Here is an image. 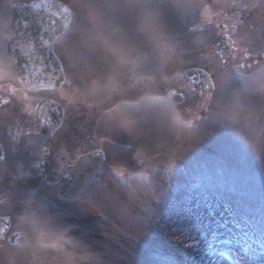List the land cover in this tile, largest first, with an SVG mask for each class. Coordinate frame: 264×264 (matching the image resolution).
<instances>
[{
    "label": "rangeland",
    "instance_id": "obj_1",
    "mask_svg": "<svg viewBox=\"0 0 264 264\" xmlns=\"http://www.w3.org/2000/svg\"><path fill=\"white\" fill-rule=\"evenodd\" d=\"M29 1L0 0V69L5 70L9 63L3 52L4 40L10 35L9 9L14 3ZM67 2L70 7L75 4V0ZM84 2L99 7L105 0ZM147 2L158 12L179 62L182 53L175 42L186 44L190 40V30L199 22L197 10L189 0ZM114 3L123 5L127 0ZM242 3L249 7L259 4L255 18L258 24L264 23L260 14L264 0ZM241 10L238 6L235 15ZM144 11L120 7L108 15H90L88 9L78 8L80 21L73 31L82 29L91 36L102 29L98 33L101 38L114 43L104 29L108 21L129 30ZM215 15L210 13L214 23ZM228 16L224 12V17ZM193 39L199 45V33ZM69 45L71 54L64 53L63 40L57 50L65 54L70 80L84 82L83 75H75L81 69L78 51L71 41ZM204 65L213 68L214 78L228 71L208 52L205 60L189 66L180 64L177 73L164 79L187 87L190 82L182 73L188 67ZM252 74L258 81L260 68L254 66L244 79L233 76L229 85L222 86L216 109L203 122L196 121L194 114L173 113L164 96L153 104L143 101L121 108V113L129 115L146 106L164 110L165 118L147 129L140 121L131 129L125 128L112 114L102 120V134L116 145L103 146L113 169L100 172V182L74 203L58 197L59 201L55 188L51 189L61 205V219L48 223L39 237L38 232L28 233L30 242L37 240L42 245L29 244L21 251L0 248V264H264V96L245 94L239 108L231 103L235 90L248 84ZM90 82L94 84H82L84 89L90 87L87 93L79 91L86 93L87 99H91L89 91L97 96L113 85ZM77 104L82 103L71 108Z\"/></svg>",
    "mask_w": 264,
    "mask_h": 264
},
{
    "label": "snow or ice",
    "instance_id": "obj_2",
    "mask_svg": "<svg viewBox=\"0 0 264 264\" xmlns=\"http://www.w3.org/2000/svg\"><path fill=\"white\" fill-rule=\"evenodd\" d=\"M55 3L57 11L61 13L63 32L55 29L54 24H50L49 27L57 34L51 40L40 37L43 47L51 52L50 59L43 61L42 77L37 76L36 66L40 65L39 62L30 64L27 61L18 63L20 71L15 76H9L6 72L0 74L2 75L0 87L4 88L9 97L0 99V104L5 107L11 104L17 95L21 100L26 99L25 92L28 91L24 87L4 85L5 79L14 80L21 86L31 85L28 95L53 92L68 83L83 87L77 79L71 81L66 79L65 54H71L72 51L69 41L75 45L81 59V69L75 74L76 76L83 75L85 84L98 80L115 85L110 102L105 107L113 117L118 116L125 128L131 129L136 121H140L147 129L154 122L164 119L166 113L159 106H146L130 115L120 112L122 106L140 105L149 97L160 96L169 99L173 113H181L185 116L194 114L196 121L203 122L216 109L222 86L229 85L233 76L244 79L245 73H250L254 66L261 70L259 80L256 81L255 74H252L248 84L235 90L231 103L234 108H239L244 103L245 94L264 96V23L258 24L255 18V14L260 9L259 4L249 7L247 3H242V0H189L190 5L197 10L199 22L190 30L191 38L186 44L176 40L175 44L182 53L178 62L173 55L175 46L168 42L159 14L147 0H127L123 5L114 3V0H105V3L99 7L85 3L84 0H75L72 7L67 0H59ZM238 6L242 10L235 15ZM120 7L139 8L145 11L137 17L129 30H124L108 21L104 29L109 31L114 43L101 38L98 33L102 29L91 36L82 29L73 31L80 21L78 8L88 9L90 15L97 12L108 15ZM215 9H223V12L214 11ZM224 12L229 14L227 18L224 17ZM210 13H216L215 23ZM260 14L264 17V12ZM201 16L203 23L200 22ZM66 17H71V20H66ZM197 33L201 38L199 45L193 39ZM62 39L65 54L57 50V41ZM208 52L216 57L218 66L228 68V71L221 72L214 78L213 68L208 65L188 67V70L182 73L190 82L187 87L170 84L164 79L165 76L177 73L180 64L189 66L205 60ZM192 72L203 76V80L199 81V92L196 90V81ZM145 84L149 87H145ZM201 98L206 103L202 102ZM22 106L27 115L30 109H27L26 104ZM191 123L190 121L189 127ZM144 143L148 142L145 140ZM0 222H4L5 225L0 229V243H7L9 249H17L22 237L18 233H12L9 227L10 219L7 216H0Z\"/></svg>",
    "mask_w": 264,
    "mask_h": 264
},
{
    "label": "flooded vegetation",
    "instance_id": "obj_3",
    "mask_svg": "<svg viewBox=\"0 0 264 264\" xmlns=\"http://www.w3.org/2000/svg\"><path fill=\"white\" fill-rule=\"evenodd\" d=\"M11 63L9 61L5 70L0 69V74L6 72L14 76L10 71ZM66 79L70 80L68 73ZM3 83L28 90L26 99L21 100L17 95L7 107L0 104V216H7L12 233L22 237L18 248L14 249L21 251L29 244H44L37 240L30 242L29 232H38L39 237L48 223L61 219V205L51 189L55 188L58 199L59 181L66 168L95 149L103 151L105 163L110 164L103 146L116 145L113 141L111 145V140L102 134L101 121L111 115L105 106L110 102L115 85L108 86L97 96L89 91L91 99H87L84 95L90 87L84 89L83 85L80 89L75 83L32 95H28L31 85L21 86L8 79ZM85 90V94L79 93ZM8 98L0 87V99ZM74 103L82 104L71 108ZM24 104L30 109L27 115ZM45 120L48 122H43ZM47 212L54 215L47 217ZM4 226V222H0V229ZM0 248L9 249L7 243H0Z\"/></svg>",
    "mask_w": 264,
    "mask_h": 264
},
{
    "label": "water",
    "instance_id": "obj_4",
    "mask_svg": "<svg viewBox=\"0 0 264 264\" xmlns=\"http://www.w3.org/2000/svg\"><path fill=\"white\" fill-rule=\"evenodd\" d=\"M55 2L36 0L28 5L16 4L11 9L9 28L15 36L8 41L6 49L17 58L18 63L26 61L28 56H31V53H27L30 50H44L47 52L46 55L51 57V52L43 47L40 37L43 36L44 39L51 40L57 34L49 27L50 24H54L55 29H60L63 32V29H61L63 22L60 19L61 13L57 11ZM65 19L69 20V17ZM18 63L15 65L17 70H19ZM42 73L37 71V76L42 77ZM192 76L196 81V85L199 86V81L203 80V76L196 72H192ZM96 171L97 168L91 171L90 175L96 173ZM88 181L86 178L84 182L72 186L69 189V196H75L83 192Z\"/></svg>",
    "mask_w": 264,
    "mask_h": 264
},
{
    "label": "bare ground",
    "instance_id": "obj_5",
    "mask_svg": "<svg viewBox=\"0 0 264 264\" xmlns=\"http://www.w3.org/2000/svg\"><path fill=\"white\" fill-rule=\"evenodd\" d=\"M194 264V263H193ZM222 264H227L225 261L222 262Z\"/></svg>",
    "mask_w": 264,
    "mask_h": 264
}]
</instances>
